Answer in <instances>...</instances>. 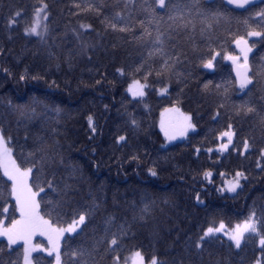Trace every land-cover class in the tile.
Masks as SVG:
<instances>
[{"label":"snow or ice","instance_id":"obj_1","mask_svg":"<svg viewBox=\"0 0 264 264\" xmlns=\"http://www.w3.org/2000/svg\"><path fill=\"white\" fill-rule=\"evenodd\" d=\"M31 7L32 19L23 25L22 21L29 14L27 9H10L6 17L0 16V23L6 31L23 27L22 37L35 38L44 49V63L40 70L26 65L19 74L20 81L47 82L46 78L53 71H64L62 64H66L67 72L71 73L78 61L84 60L91 65L87 68L90 77H100L94 79V86L103 88L114 84L108 79L107 71H101L102 58L110 56L113 77L131 81L125 91L135 103L146 99L149 90L170 98L173 81L186 83L190 78L179 71L190 62L199 61L203 69L213 70L216 58L224 55L212 47L224 39L215 35V28L224 27L240 55H225L234 65V80L213 86L221 102L217 103L211 119L219 121L223 112V118L230 122L225 130L216 134V139L220 141L217 148H208L206 152L224 154L235 151L238 157L246 160L254 156L250 163L264 172V58L256 66L249 63V54L253 52L250 38L264 41V0H81L69 9L76 19L70 36L67 26L63 34L50 27L49 4L41 0L39 6ZM82 14L98 22L102 30H97L93 22H81ZM233 23L238 26L237 33L239 26L244 27L243 35L232 36ZM181 36L183 40L178 39ZM65 41L72 42V46L67 47ZM127 45L136 48L135 57L116 66L120 49ZM10 53L11 49L0 46V56L7 58ZM0 73L5 77L15 75L10 67L0 68ZM210 85L211 81L203 87L210 90ZM66 86H70V82ZM49 87L58 88L59 84L52 80ZM233 94H236L235 99ZM107 107L105 105V110ZM31 111L34 117L35 109ZM164 113L175 114L167 122L161 119L159 124L166 143L183 141L197 130L192 113H185L175 105L165 108L161 116ZM245 121L248 122L250 135L244 134ZM87 123L91 141L98 132L94 115H88ZM126 123L128 132L114 138L118 148L129 147L132 138L142 130L131 113ZM31 124V118L17 121V131L21 126L24 130L23 144L18 143L17 136L12 135L8 128L0 125V170L11 182L7 195L0 192V238H3L0 241V264H41V261L44 264H105V261L110 264H192L193 253L203 264L205 245L220 239L221 235L227 237L230 252L232 246L238 250L236 255L250 247L254 253L259 252L252 264H264V205L259 208L253 205L246 218L231 228L224 221H220L218 226L210 224L203 228L202 235L186 242L185 252L189 255L171 261L161 260L155 254L146 259L139 246L135 249L128 247L125 242L134 238L129 233L137 219L135 216L131 223L127 220L119 223L118 218L107 216L100 230L93 229L91 234H86L85 229L98 214L99 205L95 202L81 205L75 200L83 187V177L79 167L63 165V141L66 136L59 130L62 125L42 127V134L32 135ZM257 130L261 133L259 137L255 135ZM30 139L32 143L28 145ZM25 145L30 148L27 153ZM67 147L70 149L72 145ZM17 148L19 162L14 155ZM194 152L199 157L201 149L197 147ZM92 154L95 155V149ZM138 159V151L129 156L131 162ZM62 170L69 173L67 178H58L57 174ZM148 173L152 177L158 176L156 167H150ZM219 175L224 178L228 173L221 171ZM213 177L211 170H205L201 182L211 184ZM248 179L246 170H235L230 179H222L218 191L238 194V190L243 191L242 181L248 182ZM50 195L51 198H48ZM195 200L197 204L202 203L199 193ZM150 207L149 203H145L140 209L141 219L149 214ZM14 213L19 214L18 218L14 217ZM68 217L70 219H66ZM38 235L46 237V245L33 242ZM81 236L83 239L77 243L76 237ZM34 254H41L40 258L37 259ZM5 255L7 259H4ZM239 264H245V257L241 256Z\"/></svg>","mask_w":264,"mask_h":264},{"label":"trees","instance_id":"obj_2","mask_svg":"<svg viewBox=\"0 0 264 264\" xmlns=\"http://www.w3.org/2000/svg\"><path fill=\"white\" fill-rule=\"evenodd\" d=\"M40 2L41 0H0V16L6 17L10 9H27L29 14L22 21L23 25L32 19L31 6H39ZM43 2L51 6L50 27L57 28L58 33L63 34L67 26L70 36V29L76 26V19L69 9L81 0ZM81 22H93L97 30H102L98 22L87 15L82 14ZM197 27L199 28V24ZM231 27L232 36L244 34L243 26H239L238 33L235 23ZM22 31L23 27L6 31L0 23V46L11 49L7 58L0 56V68L10 67L15 73L13 77H5L0 73V125L17 136L19 144L24 143V130L21 126L17 131V121L31 118L32 135L42 134V127L55 128L57 124L62 125L59 130L66 136L63 141V165L79 167L83 177V187L75 196V200L81 205L92 202L99 205L98 214L85 229L86 234H91L93 229L100 230L107 216L118 218L119 223L124 220L131 223L135 216L137 219L129 233L130 237L134 238L125 242L128 247L135 249L139 246L146 259L155 254L161 260L171 261L173 258L189 255L185 252L186 242L202 235L203 228L210 224L215 226L220 221L228 225L243 221L253 205L257 208L264 205V172H260L250 163V160L255 159L254 156L246 160L238 157L235 151L224 154L206 152V149L219 143L216 134L225 130L226 124L230 122L223 118V112L219 121L213 122L211 119L217 103L221 102L215 95L213 86L231 82L235 78L233 66L225 55H236L237 50L230 42L231 36L226 34L224 27L215 28V35L224 39L212 47L216 51H222L224 55L216 58L213 70L203 69L199 61L190 62L179 69L190 78L186 83L177 84L173 81L170 98L161 97L149 90L147 98L140 103H135L125 91L130 80L113 77L114 68L110 56L102 58L101 71L106 70L108 79L114 81V84L103 88L94 86V79L100 77H90L87 68L91 65L84 60H79L71 73L67 72V65L62 64L64 71H53L46 78L47 82L20 81L19 74L26 65L39 71L44 63V49L35 38L24 39ZM178 39L183 40V36ZM64 43L67 47L72 46L70 41ZM249 43L253 45L249 63L256 66L264 58V41L252 38ZM135 55L136 48L133 45L120 49L116 66L124 64ZM18 61L20 62L17 63ZM44 66L47 67L46 64ZM52 80H56L58 88L49 87ZM80 80L84 83L80 84ZM209 81L210 90H205L203 86ZM68 82L70 86H66ZM235 95L233 94V99ZM235 102L239 103V100ZM105 105L108 106L107 110ZM173 105L193 114L197 130L183 141L168 144L158 122L161 110ZM33 108L36 113L34 117L31 111ZM129 113L135 116L142 130L132 138L129 147L118 148L114 144V138L128 132L126 122ZM89 114L94 115L98 128L95 138L91 141L87 123ZM243 123L244 134L250 135L248 122ZM255 135H261L259 130ZM31 143L30 139L28 145ZM28 145H25V153L30 150ZM68 145L72 147L69 149ZM197 147L201 149L199 157L194 152ZM93 149L95 155L92 154ZM137 151L139 159L131 162L129 156ZM14 155L19 162L18 148ZM150 167L157 168V177L149 175ZM238 169L246 170L249 177L248 182L242 181L243 191L238 190V194L219 192L218 186L222 181L219 172H226L229 176ZM205 170L214 173L211 184L201 182ZM57 175L58 178H67L69 173L62 170ZM69 183L72 181L69 180ZM10 187L11 182L7 181L0 170V192L7 195ZM197 193L202 202L200 204L195 200ZM48 198H51V195ZM145 203H149L151 207L149 214L141 219L140 209ZM13 215L18 218L19 214ZM82 239L83 236L76 237V242L79 243ZM2 240L3 238H0V241ZM36 240L42 241L40 238ZM237 251L232 246L230 252L228 239L221 235L220 239H214L210 245H205L203 264H216L218 261L222 264H239L241 256L245 257V264H252L259 255L258 250L254 253L250 247H246L240 255H236ZM34 255L39 259L41 254ZM191 255L192 264H200V258L194 253ZM7 258L5 255L4 259ZM41 264H44V261H41ZM105 264L110 262L105 261Z\"/></svg>","mask_w":264,"mask_h":264},{"label":"rangeland","instance_id":"obj_3","mask_svg":"<svg viewBox=\"0 0 264 264\" xmlns=\"http://www.w3.org/2000/svg\"><path fill=\"white\" fill-rule=\"evenodd\" d=\"M43 23H44V21L41 19V26H43ZM250 39H252V38H250ZM234 47H235V45H234ZM236 48V47H235ZM236 50H237V54L236 55H240V53H239V50L236 48ZM251 54V53H250ZM250 54H249V56H250ZM228 62H230L229 60H228ZM231 63V62H230ZM232 64V63H231ZM171 107H173V106H171ZM171 107H166V108H171ZM165 109V108H164ZM164 109H162L161 110V112H160V115H159V122H158V126H159V124H160V121H161V119H163V120H165V122H167L170 118H172L175 114L174 113H164V115L163 116H161V113L163 112V110ZM182 110V109H181ZM183 111V110H182ZM183 112H185V113H188V112H186V111H183ZM160 129V128H159ZM163 134V133H162ZM219 143H220V141H219ZM218 143V144H219ZM218 144L215 146V147H213V149H216L217 148V146H218ZM231 178V175H229V176H226V177H224V178H222V179H230ZM221 185H222V181H221V183L219 184V186H218V188H220L221 187ZM220 192V191H219ZM221 193H227V192H221ZM227 194H233V193H227ZM242 221H239V222H234L232 225H228L227 223H225L226 225H228L229 226V228H231V227H233L234 225H236V224H238V223H241ZM218 224H219V222L215 225V226H218ZM66 226V225H65ZM224 237V236H223ZM36 238H40V239H42V241L41 240H36ZM226 239H227V237H225ZM34 243H39V244H45L46 245V243H47V241H46V237H42V236H37V237H35L34 238V241H33Z\"/></svg>","mask_w":264,"mask_h":264},{"label":"water","instance_id":"obj_4","mask_svg":"<svg viewBox=\"0 0 264 264\" xmlns=\"http://www.w3.org/2000/svg\"><path fill=\"white\" fill-rule=\"evenodd\" d=\"M231 62V61H230ZM232 63V62H231ZM232 66H233V71H234V75H235V68H234V65L232 64Z\"/></svg>","mask_w":264,"mask_h":264}]
</instances>
